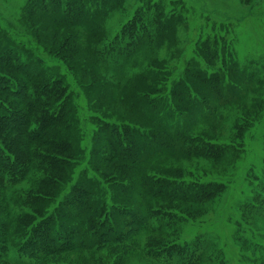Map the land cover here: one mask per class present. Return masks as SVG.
I'll return each instance as SVG.
<instances>
[{
  "label": "rangeland",
  "instance_id": "1",
  "mask_svg": "<svg viewBox=\"0 0 264 264\" xmlns=\"http://www.w3.org/2000/svg\"><path fill=\"white\" fill-rule=\"evenodd\" d=\"M69 1L0 0V56L62 83L49 103L65 102V119L47 136L72 145L64 170L37 167L0 189V264H264V0H92L88 10L106 8L92 33L50 29L48 12ZM143 13L161 18L155 40L95 58ZM120 125L165 144L96 145ZM42 222L46 245L34 241Z\"/></svg>",
  "mask_w": 264,
  "mask_h": 264
},
{
  "label": "trees",
  "instance_id": "2",
  "mask_svg": "<svg viewBox=\"0 0 264 264\" xmlns=\"http://www.w3.org/2000/svg\"><path fill=\"white\" fill-rule=\"evenodd\" d=\"M90 3H94V1L71 0L65 3L64 6L61 4L59 5L60 7H64L62 9L63 11L59 10L60 8L54 7L47 14L50 23L48 27L52 30H81L84 33H92L94 25L102 21L106 8L98 7L97 9L88 10L86 4ZM147 17L146 13H143L142 17L138 19L139 22L125 33L126 36H120L116 39V42L103 47L107 50L104 49L96 52L95 58L97 57L103 65H106L109 60L115 58V55L110 56L109 53H111V51L113 53L117 52L119 56L124 54L130 55L131 51L133 52L135 49L139 48L138 46L142 37L146 38L144 42L155 40L153 37L157 33L154 28L157 25L156 22L159 23L156 20L157 18L161 20V18L153 17L152 21L148 22V19L151 18ZM142 20L146 22L141 24L140 22ZM119 42H123V45L115 50L116 44ZM85 43L86 42L83 44L85 45ZM0 68H3V70H13L21 79V82H16L12 78L0 77V94L6 98L11 97L16 99L11 105L0 104V139L5 140L9 138L7 139L8 151L0 145V189L2 191H7V182L8 184L11 182L14 185L17 180L23 181L28 177L29 173H32V171L35 172L37 167H45L48 170L53 164V166H55L54 168L57 170H64V167L70 163V160L62 157V155L72 152V145L66 138L61 136H47L59 122L65 119L63 116L67 110L65 102H59L57 107L51 105V102L49 103L52 97H62L60 89L62 83H57L58 85H56L51 78L41 77V75H45L41 72V74L35 73L33 77L29 76V74L24 71L22 64H20L18 60H15L14 56L11 54L6 57L5 55L0 56ZM28 85L36 88L35 92L38 91L36 95L33 94L34 97L32 98L29 96V93H27ZM5 109L8 111V115L2 113ZM47 109H52L55 114L47 115ZM36 112L41 113V116L37 117ZM142 116L144 117V119H142L143 122L146 124L154 123L156 128L158 127L159 130H161L160 128L165 129V132H168L170 128H174V125H176H172L171 122H168L170 120L159 121L157 118ZM34 122H36V125L31 127ZM135 126L139 127V125ZM136 128L120 125V128L116 127L113 129V132L116 133L114 138H109V136L104 133L106 130H101L95 136L98 140V142L96 141V145L102 146L101 148L104 147V149L107 148L110 152L123 154L125 151L121 148L123 145H125L126 148H131L133 151L137 150L136 152H141L146 149L149 150L152 145L157 146L159 144L158 146L162 147L165 144L161 134H158L160 138L153 139L154 141H152V144H149L148 141H138L137 136L143 133L146 137L148 134L145 130L143 132ZM122 130H127L126 134H124ZM129 132L130 134L128 135L127 133ZM176 134H181V132L178 131ZM164 135L166 134L164 133ZM36 144H43V146L50 149L54 154L50 155L45 152H39L38 148L35 147ZM99 149L100 148L93 150L94 153L98 154ZM211 155L214 154L212 153ZM3 174L8 175L7 178L9 179L7 180L5 178L6 176H2ZM3 183H6L5 186ZM155 193L159 194L160 192L155 191ZM123 200H125V198ZM42 223L40 229L36 232L38 238H35L34 241L42 243L41 245H46V241L49 239V233H51V228H49V230L45 228L49 226L48 222ZM42 226L45 227L43 228ZM42 252L51 254L55 253V250L49 247V249L45 248Z\"/></svg>",
  "mask_w": 264,
  "mask_h": 264
}]
</instances>
